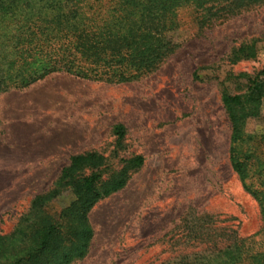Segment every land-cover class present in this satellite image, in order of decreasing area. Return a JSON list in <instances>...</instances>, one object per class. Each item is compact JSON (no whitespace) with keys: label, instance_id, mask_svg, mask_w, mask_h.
<instances>
[{"label":"rangeland","instance_id":"374dc122","mask_svg":"<svg viewBox=\"0 0 264 264\" xmlns=\"http://www.w3.org/2000/svg\"><path fill=\"white\" fill-rule=\"evenodd\" d=\"M180 16L168 34L175 52L137 80L52 74L0 94V237L55 186L70 157L88 151L106 158L104 180L120 159L140 156L143 164L91 209L92 239L71 264H165L218 245L224 229L240 236L261 229L259 207L229 163L220 97L242 92L238 76L264 68V4L202 28L191 9ZM241 45H254L255 57L232 62ZM246 132L262 134V119L249 120ZM72 198L64 192L51 212Z\"/></svg>","mask_w":264,"mask_h":264},{"label":"trees","instance_id":"16d2710c","mask_svg":"<svg viewBox=\"0 0 264 264\" xmlns=\"http://www.w3.org/2000/svg\"><path fill=\"white\" fill-rule=\"evenodd\" d=\"M264 4V0H0V94L24 90L52 74L108 84L128 83L155 71L176 49L168 34L191 9L202 28ZM241 45L231 61L254 58ZM245 79L242 92L221 93L230 124L228 158L242 189L257 203L261 229L249 236L224 229L218 245L165 264H264V68ZM262 119V134L246 123ZM119 132L120 127L115 128ZM121 137V134H117ZM106 180V158L88 151L70 157L55 186L34 197L11 236L0 237V264H71L93 236L88 214L121 190L143 164L134 156ZM64 192L72 201L50 205Z\"/></svg>","mask_w":264,"mask_h":264}]
</instances>
